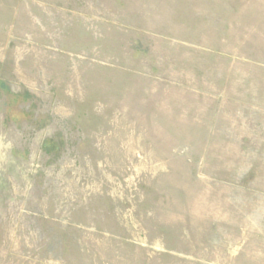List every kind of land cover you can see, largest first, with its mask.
Returning a JSON list of instances; mask_svg holds the SVG:
<instances>
[{"label": "rangeland", "instance_id": "obj_1", "mask_svg": "<svg viewBox=\"0 0 264 264\" xmlns=\"http://www.w3.org/2000/svg\"><path fill=\"white\" fill-rule=\"evenodd\" d=\"M0 264H264V0H0Z\"/></svg>", "mask_w": 264, "mask_h": 264}]
</instances>
